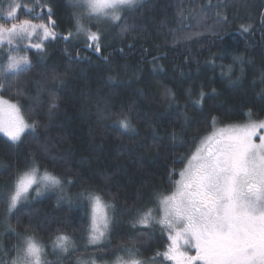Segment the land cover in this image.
Listing matches in <instances>:
<instances>
[{"label":"trees","instance_id":"1","mask_svg":"<svg viewBox=\"0 0 264 264\" xmlns=\"http://www.w3.org/2000/svg\"><path fill=\"white\" fill-rule=\"evenodd\" d=\"M25 2L31 6L35 0ZM45 4L51 6L55 31L73 34L77 9L71 0H41L37 15L47 8ZM216 11L227 21L215 25L217 35H213L206 26L214 23ZM34 14L31 17L36 18ZM23 17H27L24 12ZM126 23V32L112 25L101 28V52L107 61L85 51L82 36L71 37L68 43L49 41L44 55L33 51L32 70L2 92L5 99L25 109L35 106L26 118L38 119L40 125L31 135L26 132L18 144L0 133V191L35 156L44 167L72 179L70 193L96 190L117 205L112 251L105 259L122 255L123 243L139 250V257L148 261L167 246L160 228L132 229L129 221L134 211L121 210L155 207L161 193L173 190L169 181L179 179L178 175L172 177V171L182 170L187 158L213 131L248 123L244 113L249 109L253 120L264 119V83L260 79L264 0H146L127 16ZM242 25L250 26L251 31L244 33ZM234 56L243 57V75ZM221 65L225 71L232 67L230 78L221 75ZM50 89L57 90L58 105L51 111ZM201 91L204 99L197 103ZM38 94L39 102L30 99ZM130 108L135 134L113 127L114 117L104 119L110 112ZM181 159L183 164L178 162ZM57 198L58 193L46 192L22 205L21 225L13 218L12 226L17 231L28 224L43 228L39 234L45 242L49 230L66 226L79 240L81 233L73 230L82 221L87 226L88 218L77 201L58 206ZM130 237L135 244L127 243ZM0 243L8 248L17 243L14 234L7 233L2 206Z\"/></svg>","mask_w":264,"mask_h":264},{"label":"snow or ice","instance_id":"2","mask_svg":"<svg viewBox=\"0 0 264 264\" xmlns=\"http://www.w3.org/2000/svg\"><path fill=\"white\" fill-rule=\"evenodd\" d=\"M71 2L78 13L74 16V38L82 36L85 48L100 53L102 33L99 29L92 30L91 21L110 23L126 32L129 30L127 16L142 0ZM40 6L41 0H35L31 6L25 0H0V133L13 144L22 142L26 132L34 133L40 121L26 118V113L31 115L35 106L25 109L19 103L5 100L2 92L32 70L33 51L42 56L46 42L56 39L67 42L73 37L71 31L64 36L57 35L50 5H44L48 8L46 15L31 17ZM22 12L27 14L26 18H21ZM204 15L202 13V17ZM34 19L47 20V23L34 22ZM226 21L227 17L221 18L216 11L214 23L207 25V30L217 35L215 25ZM242 31L248 33L251 28L242 25ZM233 62L240 63L243 75V57L234 56ZM220 67L221 75L230 78L232 67L227 66L226 71L224 65ZM53 78L58 77L54 74ZM260 79L264 83V70L260 72ZM17 93L22 95L23 90L17 89ZM49 97L51 111L58 107L55 103L57 90L50 89ZM30 99L39 102V94ZM203 99L201 91L197 103ZM131 111L130 108L128 112H110L104 119L114 117L113 127L121 133L135 134ZM244 115L248 123L213 131L187 158V165L182 170L172 171V177L178 175L179 179L169 181L173 190L161 193L154 201L155 207L145 205L134 210H121L134 211L129 221L132 229L159 226L167 246L163 252L156 253V258L143 260L139 250L122 243L120 251L123 255L117 254L111 261L105 259V254L112 251L117 205L106 201L104 194L96 190L70 193L68 189L74 186L70 177L49 170L32 156L0 191L7 233L14 234L17 240L10 248L0 243V264H164V261L170 264H264V119L253 120L251 109ZM212 127L215 128V118ZM178 162L183 164L184 160ZM46 192L58 193V206L71 205L73 200L78 202L77 206L88 218L87 226L82 221L81 227L73 230L81 233L79 240L65 230L66 226L49 230L47 242L39 234L43 228L37 230L28 224L23 226V231H17L12 226L13 218H16L17 226L21 225L22 205L38 200ZM145 234L151 233H139ZM135 242L133 237L127 241L128 244Z\"/></svg>","mask_w":264,"mask_h":264},{"label":"rangeland","instance_id":"3","mask_svg":"<svg viewBox=\"0 0 264 264\" xmlns=\"http://www.w3.org/2000/svg\"><path fill=\"white\" fill-rule=\"evenodd\" d=\"M144 1H146V0H142V3L144 2ZM72 6L73 7H75V5L72 3ZM75 9H76V7H75ZM32 14H34V13H32ZM38 13H35L34 15L36 16ZM76 14H78V13H75V15ZM26 16V15H25ZM24 18V17H23ZM35 22H43V21H35ZM86 23H88L87 21H85ZM44 23V22H43ZM111 26L112 24H110V23H103V22H98V21H96V20H93V21H91V24H90V26H91V28H92V30H97V29H99L100 31L102 30L101 28H107L108 26ZM112 26H114V25H112ZM73 37H75V30L73 31ZM4 96H5V93L3 94V98H4ZM5 99V98H4ZM5 100H8V99H5ZM8 101H11V100H8ZM12 103H16V102H13V101H11ZM246 124V123H245ZM242 125H244V124H242ZM206 141V140H205ZM256 143H259V140L258 139H256V141H255ZM159 227V226H158ZM192 252H193V254H194V250H192ZM124 253H122V255H123ZM158 259V258H157ZM164 264H170V262H168V261H164Z\"/></svg>","mask_w":264,"mask_h":264},{"label":"bare ground","instance_id":"4","mask_svg":"<svg viewBox=\"0 0 264 264\" xmlns=\"http://www.w3.org/2000/svg\"><path fill=\"white\" fill-rule=\"evenodd\" d=\"M47 11H48V8H45L44 10H42V11H40V13H39V15H46L47 14ZM38 15H36V17H37ZM57 33V32H56ZM57 35L58 36H64L63 34H58L57 33ZM71 38V37H70ZM70 38H69V40L66 42L65 40H63V39H61V40H63V43H68L69 41H70ZM83 49L85 50V51H87L88 53H92V54H94V55H96L98 58H100V59H102V60H104V61H107V59H104L103 57H99L97 54H95V52H93L90 48H85V46L83 47ZM100 56H102V52H101V55ZM77 60H79V58L77 59Z\"/></svg>","mask_w":264,"mask_h":264},{"label":"water","instance_id":"5","mask_svg":"<svg viewBox=\"0 0 264 264\" xmlns=\"http://www.w3.org/2000/svg\"><path fill=\"white\" fill-rule=\"evenodd\" d=\"M95 54H97L99 57H102V56H100L101 55V52L100 53H95Z\"/></svg>","mask_w":264,"mask_h":264}]
</instances>
